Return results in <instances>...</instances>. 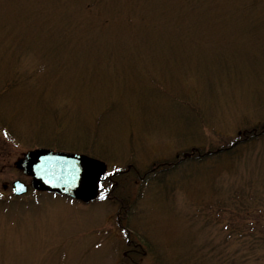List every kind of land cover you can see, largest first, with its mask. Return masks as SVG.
Segmentation results:
<instances>
[{"label": "rangeland", "instance_id": "1", "mask_svg": "<svg viewBox=\"0 0 264 264\" xmlns=\"http://www.w3.org/2000/svg\"><path fill=\"white\" fill-rule=\"evenodd\" d=\"M262 124L264 0H0V264H264ZM36 149L99 196L14 195Z\"/></svg>", "mask_w": 264, "mask_h": 264}, {"label": "water", "instance_id": "2", "mask_svg": "<svg viewBox=\"0 0 264 264\" xmlns=\"http://www.w3.org/2000/svg\"><path fill=\"white\" fill-rule=\"evenodd\" d=\"M23 167L31 176L33 189L54 192L83 203L98 197L100 180L107 170L106 164L95 158L48 149L30 151ZM29 189V185L21 180L13 182L14 195H23Z\"/></svg>", "mask_w": 264, "mask_h": 264}, {"label": "trees", "instance_id": "3", "mask_svg": "<svg viewBox=\"0 0 264 264\" xmlns=\"http://www.w3.org/2000/svg\"><path fill=\"white\" fill-rule=\"evenodd\" d=\"M261 129V130H260ZM253 136H255V137H257V136H264V124H262V125H260V126H257V127H254V129H252V130H249V131H247V132H245V134L244 135H242V136H239V138L237 139L238 140V143H242V142H246V141H248L249 139H251ZM233 145H235V144H233ZM232 145V146H233ZM232 146H230V147H228V148H232ZM228 148H226V149H228ZM212 152V151H211ZM211 152L210 151H207L206 153H204V154H201V152L199 151V149H194L193 150V153H194V155L196 156V157H200V158H202V157H204L205 155H207V154H211ZM216 152H219V151H216ZM192 153V154H193ZM200 153V154H199ZM199 155V156H198ZM180 160H182V158H180V159H177V160H174V161H172V162H166V163H158V164H155V166L153 167V168H155V167H157V168H169V166H173L174 164H176V163H179L180 162ZM106 177H103V179H102V181H101V183L103 182V180L105 179ZM123 204V203H122ZM261 224H263V223H261ZM262 226H264V225H262ZM247 231L252 235V236H255V234L253 233V230L251 231V228L249 227V228H247ZM252 232V233H251ZM249 234V235H250ZM256 237V240L257 241H253L252 243H249V247H251V248H253V243L254 244H261V245H263L264 246V233H262V236H260V235H258V236H255ZM245 248H247V246H245ZM248 251V250H247ZM250 257H249V255H248V259H249Z\"/></svg>", "mask_w": 264, "mask_h": 264}]
</instances>
